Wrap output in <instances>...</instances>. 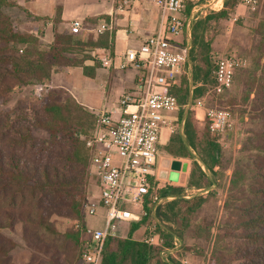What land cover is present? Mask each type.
Instances as JSON below:
<instances>
[{
    "label": "trees",
    "instance_id": "obj_1",
    "mask_svg": "<svg viewBox=\"0 0 264 264\" xmlns=\"http://www.w3.org/2000/svg\"><path fill=\"white\" fill-rule=\"evenodd\" d=\"M0 3L7 4V0H0ZM237 4L238 0H225L219 10H212L192 25V97L188 99L189 84L184 77L179 82L181 76H178L168 85V93L176 97L179 107L188 105L203 94L204 85H215L209 57L211 47L205 35L212 23L227 19ZM191 7L192 4L187 3L184 12H190ZM55 16L54 24L57 25L58 9ZM41 19L47 20L45 17ZM54 34L50 44L41 49L37 34L17 32L9 18L0 14V97L11 90L9 82L18 86L48 84L62 68L80 67L84 75L91 77L92 71L99 65L90 55L96 49H104L109 56H113V34L109 32L88 35L85 40L76 36L80 33L72 34L70 29L62 34ZM76 53L81 55L80 58L72 57ZM195 56L199 57L200 65L195 64ZM87 60L93 61V65L85 66ZM177 118H184L182 130L177 129L159 148L170 157L191 160L190 170L184 186L158 187L157 192L161 197H174L175 200L166 208L175 211L176 216L184 213L190 217L206 198L201 196L184 201L187 207L183 210L179 205L183 200L179 197L184 187L210 189L213 183L208 174L219 176L223 172L222 154L208 126L199 136L187 110L181 109ZM1 119L5 121L0 130V138H3L0 145V206L4 210V221H0L3 223H0V228L20 225L23 238L36 244L48 245L44 236L62 238L63 252L68 254L70 251L71 256L54 264H81L85 243L81 235L85 231L86 177L96 182L88 170L90 153L84 143L87 134H81L72 127L69 107L55 92L46 94L39 108L14 113L12 117L8 113L2 114L0 122ZM34 131L44 132L47 138L35 137ZM256 149L264 152V145ZM232 175L228 178V195L235 192L242 194L246 204L226 205V219L212 233L213 228H206V234L211 238L214 264H230L234 257L244 264H264V200L259 196L264 192L253 188L247 190V180ZM256 185L261 186L262 182L258 180ZM240 187L242 190L238 192ZM51 215L69 217L80 226L60 234L50 221ZM146 220L144 218L139 223L131 224L125 238L108 237L101 264H150L158 248L132 238ZM233 231H241L242 242L234 246L224 244L225 239L234 235L231 233ZM166 238L169 239V236ZM70 242L72 249L67 247ZM164 245L169 247L170 242L166 240ZM217 249L221 252H217ZM0 251L5 258L6 251L2 248ZM166 264L179 263L170 258Z\"/></svg>",
    "mask_w": 264,
    "mask_h": 264
},
{
    "label": "rangeland",
    "instance_id": "obj_2",
    "mask_svg": "<svg viewBox=\"0 0 264 264\" xmlns=\"http://www.w3.org/2000/svg\"><path fill=\"white\" fill-rule=\"evenodd\" d=\"M27 1L29 0H25V2ZM17 2L23 3L22 0H7V4L0 3V14L9 18L17 32L30 35L37 34L40 48H46L51 42L50 36L53 33V31L49 32L48 21L41 19L43 17L30 14ZM125 4L127 5V3ZM125 4H123V7ZM212 7L213 9L210 10H205L204 7L199 9V18L189 24L187 31L183 30L178 36L166 34L174 45L189 47L188 61L183 72L179 75V77L181 76L179 82L184 77L189 84L188 99L192 97L193 63L190 56L192 51V25L206 17L212 10H219L217 5H212ZM189 15L190 12H184L178 16L181 19H188ZM56 27L57 25L53 29L54 33L62 34L63 31L69 30L70 25L63 27L60 31ZM96 28L92 27L88 31L82 28L80 35L76 36L85 40L88 35L101 34L97 33ZM104 32L110 33V31ZM205 40L210 43L211 47L209 57L212 76L218 57L233 56L238 62L233 70L231 87L217 95L212 91L214 86L204 85L203 94L197 96V99L191 100L190 105L179 107L177 114L169 113L167 115L179 116L181 109L187 110L192 117L196 131L201 136L200 134L208 126V121L205 118L207 109H219L229 113V127L221 133H210L211 137L215 138L220 145L223 172L219 176L208 174L213 183L208 190L200 189L199 191L185 193L184 190L187 187H184L179 197L183 200L179 204L183 210L187 207L184 201H190L201 196L206 198L204 204L192 216H185L184 213L176 216L175 211L171 212L167 209V205L175 200L172 198L160 205L156 212L148 215L147 220L133 233L132 238L134 240L145 243L146 238H151V246L158 248V253L153 256L150 264H166L170 261V258L179 264H210V262L214 264V255H211V238L206 234V228H213L211 229L212 233L215 231V227L226 219V205L230 203L235 206H241L242 203L246 204L243 201L242 194L238 195L235 192L228 195L230 189L229 176L233 174V177L237 176L247 180L245 181L249 186L247 190L253 188L256 191L261 189L264 192V152L256 149V147L264 145V107H262L264 105V0H238L236 8L229 14L227 19L220 20L217 24L212 23L208 27ZM1 46L2 43L0 42ZM17 47L20 48V46ZM80 56L79 53L72 55L73 58H80ZM194 58L197 60L195 64L200 65L201 63L198 62L199 57L195 56ZM9 83L12 86L11 90L0 97V115L8 113L12 117L14 113H20L21 111L30 112L40 107L46 94L55 92L69 107V122L72 127L81 134L89 133L95 117L90 115L87 108L75 102L66 84L62 85V82L53 79L50 83L44 84L49 87L42 91L41 96H37L35 86L39 84L18 86ZM4 121L5 119H1L0 130ZM172 134L174 133L170 135ZM33 135L38 138H47V134L40 131H34ZM2 144L3 138H0V145ZM164 144L165 142L159 146L161 147ZM159 157L160 177L162 179L159 188L169 185L179 186L180 182L178 181L181 172L179 174V172L171 171L170 164L173 160L186 163L187 172H185V176L187 177L191 160L170 157L164 153L162 148H159ZM166 173L169 174V181L165 178ZM258 180L262 182L261 186L256 185ZM95 183L94 179L89 176L86 177V198L88 194L95 191ZM180 186H184V184ZM240 190H242V187L238 192ZM245 194L247 196L248 193ZM259 196H262V200H264V193L259 194ZM87 201L88 199H86ZM127 208L131 209V206L128 205ZM98 214L92 219L96 220ZM0 221H4V210L1 206ZM50 221L60 234L80 226L75 220L66 216L51 215ZM1 224L3 225V223ZM93 224L99 225L100 228L103 227L101 221L93 222ZM99 227H95V229H99ZM129 228L130 225L127 224L121 227L119 230L120 235L115 238H125ZM231 233L234 235H231L229 239H225L224 244L234 246L233 244L242 242L241 231ZM81 236L83 239L89 238L84 233ZM166 236H169L170 240ZM43 238L48 245L36 244L32 240L24 239L20 225L0 228V248L6 251L5 258L0 251V264H50V262L54 264L57 260L62 262L63 258L71 256L70 251H68V254L63 252L62 238H49L47 236ZM166 240L170 242L169 247L164 245ZM67 247L72 249L71 242L68 243ZM217 252H221V250L217 249ZM234 258L230 260V264H244L243 261ZM2 260L5 261L2 262Z\"/></svg>",
    "mask_w": 264,
    "mask_h": 264
},
{
    "label": "built area",
    "instance_id": "obj_3",
    "mask_svg": "<svg viewBox=\"0 0 264 264\" xmlns=\"http://www.w3.org/2000/svg\"><path fill=\"white\" fill-rule=\"evenodd\" d=\"M187 3L192 4L189 18L181 19L179 16ZM216 3V0H154L160 12L157 32L147 36L137 50H128L117 64L120 70H136L138 76L135 89L125 93L116 107L94 112L93 133L84 138L90 153L89 174L96 179L99 190L96 199L87 201L85 213L95 217L103 209L105 216L102 228L85 226L84 235L89 238L84 239L81 264H101L108 237L120 235L121 227L141 222L165 201L174 198L161 197L157 192L162 182L159 145L164 131L169 136L177 129L182 130L184 118L178 120L177 115H167L177 114L179 110L176 97L168 93V85L183 72L189 47L174 45L166 34L178 36L199 18V9H213L212 5ZM69 29L72 34H79L81 21L73 20ZM110 29L102 22L96 31L102 33ZM101 64L109 67L111 63L103 58ZM237 65L233 56L217 58L213 71L215 85L212 91L215 94L231 87L233 70ZM48 87L36 85V95L41 96ZM205 118L212 134L229 127L230 116L224 110L207 109ZM165 178L169 181L168 173ZM199 190L186 188L184 192ZM128 205L131 209L127 208ZM144 241L149 245L152 239Z\"/></svg>",
    "mask_w": 264,
    "mask_h": 264
},
{
    "label": "crops",
    "instance_id": "obj_4",
    "mask_svg": "<svg viewBox=\"0 0 264 264\" xmlns=\"http://www.w3.org/2000/svg\"><path fill=\"white\" fill-rule=\"evenodd\" d=\"M23 3L17 2L30 14L47 18L49 32L52 41L55 25L54 17L56 9L59 10V23L57 30L68 26L75 19L80 20L82 28L86 31L105 22L111 27L113 34V56H109L106 50L96 49L90 53L98 62V67L92 71V76L83 74L80 67H68L58 70L53 79L59 80L69 87L73 99L80 106L87 108L94 117L97 110H111L116 107L118 100L127 92L133 91L136 85L138 72L132 68L120 70L117 64L123 59L128 50H137L145 38L157 32L160 24V12L154 4V0H29ZM217 7H222L225 0H216ZM127 3V5L125 4ZM123 4L124 7H123ZM84 25V26H83ZM186 28V31L188 30ZM69 29V28H68ZM69 31V30H68ZM110 60L109 67H103L101 59ZM85 66H92L93 61L87 60ZM55 77V78H54ZM94 130V122L87 137ZM169 136L164 131L161 144L166 142ZM187 172V168H186ZM169 177V174H168ZM186 176L180 185L185 184ZM179 182V181H178ZM177 182V183H178ZM99 190L97 182L95 191L88 194L87 199H96ZM98 218L85 217V226L88 228L99 227L93 222L101 221L104 225L105 210L100 209ZM100 228V227H99Z\"/></svg>",
    "mask_w": 264,
    "mask_h": 264
},
{
    "label": "water",
    "instance_id": "obj_5",
    "mask_svg": "<svg viewBox=\"0 0 264 264\" xmlns=\"http://www.w3.org/2000/svg\"><path fill=\"white\" fill-rule=\"evenodd\" d=\"M186 168H187L186 163H182V162H180L178 160H173L171 162V164H170L171 171L179 172V174L181 172V174H180V180H179L180 183H182L183 180H184Z\"/></svg>",
    "mask_w": 264,
    "mask_h": 264
}]
</instances>
